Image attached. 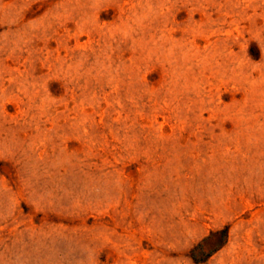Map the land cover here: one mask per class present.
<instances>
[{"label":"rangeland","instance_id":"rangeland-1","mask_svg":"<svg viewBox=\"0 0 264 264\" xmlns=\"http://www.w3.org/2000/svg\"><path fill=\"white\" fill-rule=\"evenodd\" d=\"M0 264H264V0H0Z\"/></svg>","mask_w":264,"mask_h":264},{"label":"trees","instance_id":"trees-1","mask_svg":"<svg viewBox=\"0 0 264 264\" xmlns=\"http://www.w3.org/2000/svg\"><path fill=\"white\" fill-rule=\"evenodd\" d=\"M220 234L222 236V239L225 241V239L228 237V230L226 228L220 230Z\"/></svg>","mask_w":264,"mask_h":264}]
</instances>
